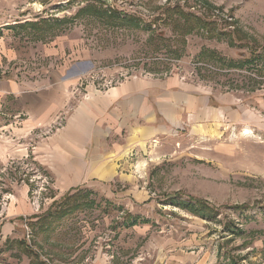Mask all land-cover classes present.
Masks as SVG:
<instances>
[{
	"label": "rangeland",
	"instance_id": "rangeland-1",
	"mask_svg": "<svg viewBox=\"0 0 264 264\" xmlns=\"http://www.w3.org/2000/svg\"><path fill=\"white\" fill-rule=\"evenodd\" d=\"M111 5L139 27L104 24L89 0H0L3 36L28 43L15 75L55 69L61 60L46 50L63 42L93 59L70 87L81 100L126 80L175 78L206 96L209 117L159 118L156 132L127 134L112 179L62 193L31 154L59 122L21 137L19 156L0 161V210H17L14 229L0 235V264H264V0ZM43 21L53 25L45 33L9 29ZM67 55L68 63L78 56ZM67 196L93 205L53 221ZM22 200L35 212L18 211ZM195 201L208 204L203 213ZM188 202L197 213L175 205Z\"/></svg>",
	"mask_w": 264,
	"mask_h": 264
},
{
	"label": "crops",
	"instance_id": "crops-1",
	"mask_svg": "<svg viewBox=\"0 0 264 264\" xmlns=\"http://www.w3.org/2000/svg\"><path fill=\"white\" fill-rule=\"evenodd\" d=\"M2 32L0 28V134L7 133L9 140L6 145L0 142V161L19 156L17 150L26 145L21 137L59 122L32 147L31 154L32 160L58 182L61 193L73 189L75 182L112 179L127 134H152L157 131L159 118L166 122L187 118L199 123L209 117L206 96L175 78L126 80L107 91L94 90L81 100L70 87L91 70L93 59L84 50L63 42L46 50L47 55L61 60L55 69L39 77L17 76L11 64L21 56L29 59L27 39L21 46L19 37H5ZM68 53L77 54V59L68 63ZM22 204L25 208L19 207L18 211L27 208L35 212L23 200ZM6 207L0 210V222L7 221L0 223L2 236L9 234L10 227L14 229L8 219L17 212Z\"/></svg>",
	"mask_w": 264,
	"mask_h": 264
},
{
	"label": "trees",
	"instance_id": "trees-1",
	"mask_svg": "<svg viewBox=\"0 0 264 264\" xmlns=\"http://www.w3.org/2000/svg\"><path fill=\"white\" fill-rule=\"evenodd\" d=\"M89 1H93L96 6L91 8V13L96 16V18L99 21H102L104 24L110 26V27H132V28H138L139 27V22L138 20H136V18L131 17V16H124V17H120V15H122L121 13L117 12L115 10V8L113 7V5H107L104 2H99L96 0H89ZM194 18V17H192ZM195 19V18H194ZM186 21V20H185ZM200 22V21H199ZM66 23V19L63 20H58L56 21V25L57 26H62ZM17 27H11L9 29L11 30H20V31H24L28 28L31 29H36V30H41L42 33H45L46 31H49V29H51L53 27L52 24L48 23V21H43L40 24H24V25H20ZM253 61H249V60H243V63H241L240 67H242L243 65H247V64H252ZM73 196H67L65 197V200L67 199V201L65 202V204H63L62 206H60L55 212L54 214H52L53 216V221H58L61 220L64 217H67L75 212H77L78 210H82L85 207L89 208L90 206L92 207V203L91 201L89 202H85L83 204H79V203H75V199L73 201H71L73 204H70V201L72 199ZM196 203L199 204V209H201V213H203V208L205 207L207 208L208 204L204 203V202H197ZM191 204V203H187V204H183V203H177L175 205H177V207H180L184 210H188V211H192V213H197L196 208H198L197 204ZM202 215V214H201ZM51 216V218H52ZM137 222H135L136 225ZM138 224V223H137Z\"/></svg>",
	"mask_w": 264,
	"mask_h": 264
},
{
	"label": "water",
	"instance_id": "water-1",
	"mask_svg": "<svg viewBox=\"0 0 264 264\" xmlns=\"http://www.w3.org/2000/svg\"><path fill=\"white\" fill-rule=\"evenodd\" d=\"M71 1H75V0H66V2H71ZM96 1H99V2H104L106 3L107 5H111V2L112 0H96Z\"/></svg>",
	"mask_w": 264,
	"mask_h": 264
},
{
	"label": "bare ground",
	"instance_id": "bare-ground-1",
	"mask_svg": "<svg viewBox=\"0 0 264 264\" xmlns=\"http://www.w3.org/2000/svg\"><path fill=\"white\" fill-rule=\"evenodd\" d=\"M244 134L248 135L249 134V130H245Z\"/></svg>",
	"mask_w": 264,
	"mask_h": 264
}]
</instances>
